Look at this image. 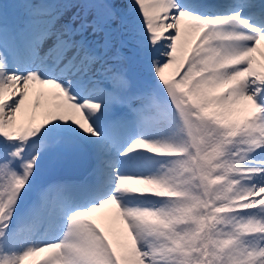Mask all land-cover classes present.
I'll return each mask as SVG.
<instances>
[{"label": "snow or ice", "instance_id": "6c2138e0", "mask_svg": "<svg viewBox=\"0 0 264 264\" xmlns=\"http://www.w3.org/2000/svg\"><path fill=\"white\" fill-rule=\"evenodd\" d=\"M0 264H264V0H0Z\"/></svg>", "mask_w": 264, "mask_h": 264}]
</instances>
